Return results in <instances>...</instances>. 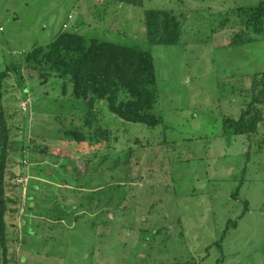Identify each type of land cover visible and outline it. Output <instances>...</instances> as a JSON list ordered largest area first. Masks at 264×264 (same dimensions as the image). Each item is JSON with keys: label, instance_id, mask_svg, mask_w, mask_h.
Here are the masks:
<instances>
[{"label": "rangeland", "instance_id": "obj_1", "mask_svg": "<svg viewBox=\"0 0 264 264\" xmlns=\"http://www.w3.org/2000/svg\"><path fill=\"white\" fill-rule=\"evenodd\" d=\"M260 1L0 0V69L61 30L148 50L161 118L127 122L99 101L115 139L65 158V133L83 127L85 102L64 93L61 78L11 74L6 195L17 204L0 264H264V120L249 135L224 128L264 72L263 37L228 45L240 28L233 10ZM153 8L182 14L180 44L149 43L144 12Z\"/></svg>", "mask_w": 264, "mask_h": 264}, {"label": "trees", "instance_id": "obj_2", "mask_svg": "<svg viewBox=\"0 0 264 264\" xmlns=\"http://www.w3.org/2000/svg\"><path fill=\"white\" fill-rule=\"evenodd\" d=\"M119 3L142 5L144 0H112ZM233 26L240 28L233 33L228 45L264 38V0L256 5L237 7ZM182 14L173 9L153 8L144 12V25L150 44L177 45L183 34ZM227 19V18H226ZM230 19V16H228ZM240 19V20H239ZM226 23L221 27L224 29ZM254 34L258 38H252ZM36 72L42 82L53 75L63 79V91L85 102L87 112L82 128L65 133L68 138L69 156L76 145L85 147L95 144L108 145L111 129L100 123L98 102L105 100L108 109L119 118L148 126H157L161 118L153 112L158 102L155 62L148 50L98 37L88 38L74 30H61L46 44H36L19 61L0 69V247L6 257L9 248V219L14 213L11 204L17 201L6 194L12 185L7 181V154L11 147L10 128L4 109L6 80L11 74L22 80L23 70ZM252 78V90L256 92L247 108L237 119L226 118L224 128L234 134H252L258 131L264 120L259 105L264 103V72L257 80ZM100 110V111H99ZM87 202V201H86ZM89 204L92 203L88 201ZM104 202L100 200V203ZM84 203V202H82ZM24 205V204H22ZM21 205V206H22ZM21 208L15 210L20 211ZM14 210V211H15ZM108 213V212H107ZM109 217L102 224L108 225ZM236 220L227 224L226 230L236 227ZM220 241L216 244L219 246Z\"/></svg>", "mask_w": 264, "mask_h": 264}]
</instances>
